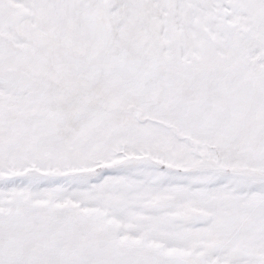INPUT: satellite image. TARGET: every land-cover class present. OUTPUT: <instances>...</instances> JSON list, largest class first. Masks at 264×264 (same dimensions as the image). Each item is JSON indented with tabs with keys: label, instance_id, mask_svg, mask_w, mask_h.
I'll return each mask as SVG.
<instances>
[{
	"label": "snow or ice",
	"instance_id": "6c2138e0",
	"mask_svg": "<svg viewBox=\"0 0 264 264\" xmlns=\"http://www.w3.org/2000/svg\"><path fill=\"white\" fill-rule=\"evenodd\" d=\"M0 264H264V0H0Z\"/></svg>",
	"mask_w": 264,
	"mask_h": 264
}]
</instances>
